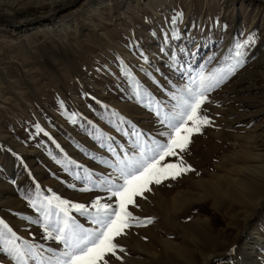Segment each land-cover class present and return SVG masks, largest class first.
Instances as JSON below:
<instances>
[{"label":"rangeland","instance_id":"rangeland-1","mask_svg":"<svg viewBox=\"0 0 264 264\" xmlns=\"http://www.w3.org/2000/svg\"><path fill=\"white\" fill-rule=\"evenodd\" d=\"M233 66L205 94L210 123L163 162L190 170L134 198L139 220L109 264H264V0H0V221L18 238L0 224V264L25 242L38 246L28 264H54L65 249L46 238L45 198L114 204L109 147L166 142L191 78Z\"/></svg>","mask_w":264,"mask_h":264},{"label":"snow or ice","instance_id":"snow-or-ice-1","mask_svg":"<svg viewBox=\"0 0 264 264\" xmlns=\"http://www.w3.org/2000/svg\"><path fill=\"white\" fill-rule=\"evenodd\" d=\"M250 40L251 37L243 44H237V57L243 56L240 49ZM240 63L237 60V64ZM234 71L233 66L217 69L207 75L200 72L197 77L191 78V85L187 86L184 94L178 98L179 103L176 107L179 110L165 115L161 121L170 129L164 133L167 137L166 142L152 141L147 149L144 143L137 142L133 146L138 149V155L129 156L125 152L123 158L115 148L109 147V151L116 157L112 166L119 175L115 179L101 178V184L110 193L108 199H115L114 204L102 202V199L98 197L90 205L95 209L92 213L84 204L71 203L57 196L45 198L37 210L43 214L42 227L47 234L46 238L62 242L65 249L61 256L55 258L54 264H109L106 258L109 254L116 255L117 249L123 251V248L115 243L116 238L124 234V230L131 227L133 221L139 220L129 211V205L135 204V197L142 196L146 190H150L149 186L152 183L160 184L164 179H174L181 172L190 170L184 165L182 158L179 163L163 162L168 157H176L177 150L184 151L190 143L192 133L199 132L201 125L210 123L207 116L201 115V108L206 100L205 94L226 80ZM173 99H177L175 94ZM136 135L139 136V134ZM117 180L122 183L115 182ZM95 186L100 187V185ZM70 209L87 214L97 227L90 229L77 223L69 214ZM150 222V219L145 221V223ZM0 224H3V221H0ZM3 227L7 229V233L11 234L13 241L18 239L6 224H3ZM5 235L6 233L0 231V239H3ZM37 248L38 246L34 243L25 242L23 245L13 243L7 252L16 264H28L30 259L37 256ZM48 264H53V261L50 259Z\"/></svg>","mask_w":264,"mask_h":264},{"label":"trees","instance_id":"trees-1","mask_svg":"<svg viewBox=\"0 0 264 264\" xmlns=\"http://www.w3.org/2000/svg\"><path fill=\"white\" fill-rule=\"evenodd\" d=\"M26 12H28L34 16H37L41 13V9H28Z\"/></svg>","mask_w":264,"mask_h":264},{"label":"bare ground","instance_id":"bare-ground-1","mask_svg":"<svg viewBox=\"0 0 264 264\" xmlns=\"http://www.w3.org/2000/svg\"><path fill=\"white\" fill-rule=\"evenodd\" d=\"M57 1H64V0H57ZM251 105V103H247V105L246 106H250ZM242 184H244V185H246L247 186V183H246V181H243V182H241ZM240 183V184H241ZM239 184V185H240ZM238 185V186H239ZM218 190H221L219 187H218ZM253 190V189H252ZM225 192V191H224ZM223 195H225L226 197H227V194L226 193H223ZM202 198V197H201ZM260 238V237H259ZM258 239V238H257ZM211 257V256H210Z\"/></svg>","mask_w":264,"mask_h":264}]
</instances>
